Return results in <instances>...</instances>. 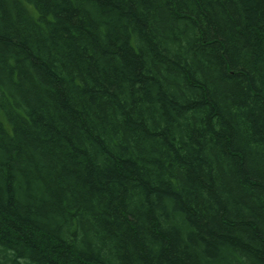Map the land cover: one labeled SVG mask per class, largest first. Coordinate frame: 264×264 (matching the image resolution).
I'll return each mask as SVG.
<instances>
[{
	"label": "trees",
	"instance_id": "trees-1",
	"mask_svg": "<svg viewBox=\"0 0 264 264\" xmlns=\"http://www.w3.org/2000/svg\"><path fill=\"white\" fill-rule=\"evenodd\" d=\"M0 264H264V0H0Z\"/></svg>",
	"mask_w": 264,
	"mask_h": 264
}]
</instances>
